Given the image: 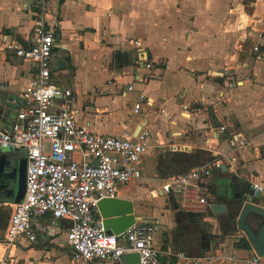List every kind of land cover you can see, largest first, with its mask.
<instances>
[{
	"label": "crops",
	"instance_id": "0c3cea01",
	"mask_svg": "<svg viewBox=\"0 0 264 264\" xmlns=\"http://www.w3.org/2000/svg\"><path fill=\"white\" fill-rule=\"evenodd\" d=\"M36 3L0 0V104L34 77L33 64L6 54L1 46L7 35L24 46L32 43ZM47 7L59 22L53 79L73 92L78 124L116 137L134 136L143 125L150 132L141 164L143 180L122 188L119 198L132 202L136 220L154 222L157 232L162 230V242L155 240L160 263L221 264L205 259L207 253H201L199 238L191 231L203 224L213 227L207 233L219 238L217 247L225 256L235 252L238 259L251 258L250 246H238L241 232L233 228L228 235L222 228L227 215L208 214L193 222L184 217L177 223L178 210L148 192L166 178L156 170L160 157L172 154L171 146H183L191 157L220 155L227 168L209 179L211 204L223 203L219 194L231 196L228 182L235 176L237 182L263 188L253 203L264 208V38H257V33L264 34V0H47ZM128 40L139 41L142 49L122 45ZM254 45L260 46L262 59L252 53ZM146 59L151 70L143 66ZM128 86L133 91L124 94ZM139 93L152 99L153 106L135 114ZM2 121L11 122L1 116ZM221 127L226 135L242 134L247 147L231 151L226 135L216 134ZM12 194L0 196V247L14 205L7 196ZM33 228L35 242L20 239L15 246H2L0 258L8 255L14 264H69L67 222L46 215L33 220ZM181 253L192 260L187 263L178 257Z\"/></svg>",
	"mask_w": 264,
	"mask_h": 264
},
{
	"label": "built area",
	"instance_id": "2783aa9c",
	"mask_svg": "<svg viewBox=\"0 0 264 264\" xmlns=\"http://www.w3.org/2000/svg\"><path fill=\"white\" fill-rule=\"evenodd\" d=\"M36 4L32 43L24 46L14 36L7 35L1 46L6 54L34 65V77L29 85L3 103L16 108L13 117L3 115L6 109L0 114V152L19 150L26 159L25 193L12 207L1 245L9 248L20 239L35 242L33 220L49 215L55 221L68 224L65 240L71 251L69 264L96 261L124 264L121 260L124 255H137V264H161L154 222L135 219L123 233L113 235L103 228L98 212L100 201L120 199L122 188L142 182L141 164L149 148L150 132L143 125L134 136L116 137L94 133L87 125L78 124L73 92L60 87L53 79L52 51L59 22L55 15L49 14L47 0H37ZM125 43L142 49L137 40H128L122 45ZM252 53L262 59L259 45L252 47ZM143 66L152 69L147 59ZM131 91L133 87L128 86L124 94ZM143 106L152 107L153 100L139 93L133 113H140ZM1 116L8 117L10 124L1 122ZM216 134L226 135V129L221 127ZM225 139L231 151L244 150L248 145L240 133L227 134ZM170 152L189 154L190 149L174 145ZM211 156L212 160L206 164L184 174L167 176L148 196H162L174 210L184 213H198L201 217L211 214L209 179L224 166L220 155ZM247 183L263 193L262 187L251 181ZM212 249L206 252L207 261L261 264L264 260L254 252L251 258L241 260L235 252L225 256L222 248ZM178 257L187 263L192 260L184 253ZM0 264H14L13 258L3 256Z\"/></svg>",
	"mask_w": 264,
	"mask_h": 264
},
{
	"label": "water",
	"instance_id": "95a60500",
	"mask_svg": "<svg viewBox=\"0 0 264 264\" xmlns=\"http://www.w3.org/2000/svg\"><path fill=\"white\" fill-rule=\"evenodd\" d=\"M4 103V102H3ZM0 104V114L6 109L5 115L13 117L15 109L9 106ZM6 127V125H2ZM12 154L9 149H2L0 152V196L13 193L9 197L14 204L19 203L25 193V171L26 159L24 153L18 156L16 167L13 169L8 162V157ZM221 171L226 173L227 168L223 166ZM14 179L17 183L16 190L11 187V181ZM228 189L230 192H237L233 196L227 193L219 194V198L224 202L220 204H212L210 211L213 216L221 214L229 215L237 213L234 228L242 232L247 243L250 245L252 251L260 258H264V208L255 205L254 200L261 198V194L251 187L247 182H237L235 176H231L228 182ZM227 202V204L225 203ZM98 212L102 219L103 228L108 234L119 235L130 227L134 221L133 204L131 201L123 199H105L99 202ZM186 217L190 222L194 219L202 218L200 214L187 212ZM261 220L257 229H253L248 221ZM230 233H228L229 235ZM219 238L209 235L204 232L200 235V250L201 253L209 252L211 248L217 247ZM124 264H137V255L122 256Z\"/></svg>",
	"mask_w": 264,
	"mask_h": 264
},
{
	"label": "trees",
	"instance_id": "16d2710c",
	"mask_svg": "<svg viewBox=\"0 0 264 264\" xmlns=\"http://www.w3.org/2000/svg\"><path fill=\"white\" fill-rule=\"evenodd\" d=\"M191 156L193 155L184 154V153L165 154L164 156L160 157L156 170L161 177H167L171 174L175 175L177 171H181V170L187 171L193 166H196L199 164H205V162L207 163L213 158L212 156H209V160L205 161L201 159L202 154L194 155V157H191ZM184 217H186V213L182 211H178L177 216H176L177 223L180 222L181 219H183ZM236 217H237V213H233V214L231 213L228 215L226 220L221 223L222 228L223 229L226 228L225 232L231 233V230L235 226ZM254 223L258 227L259 224L261 223V220L259 219L257 221H252V220L248 221V224L253 229H257L255 228ZM238 246L240 247L248 246L246 239L242 238Z\"/></svg>",
	"mask_w": 264,
	"mask_h": 264
},
{
	"label": "rangeland",
	"instance_id": "374dc122",
	"mask_svg": "<svg viewBox=\"0 0 264 264\" xmlns=\"http://www.w3.org/2000/svg\"><path fill=\"white\" fill-rule=\"evenodd\" d=\"M264 38V34L263 33H260L259 34V37H258V39H259V41L261 40V39H263ZM75 107H76V105H75ZM9 151L10 152H12V154L8 157V162H9V165L14 169L15 167H16V162H17V158H18V156H21V154H22V152L21 151H19V150H15V149H9ZM201 159H203V160H209V156H207L206 154L205 155H203V156H201ZM205 164H206V162H205ZM146 171H147V173H149L150 175L152 174V170H151V168H146ZM16 185H17V183H16V181L14 180V179H12V181H11V187H12V189L13 190H16ZM131 186V185H130ZM129 186V187H130ZM125 187H127V186H125ZM124 189V188H123ZM123 189H121V190H123ZM124 191V190H123ZM210 191V190H209ZM138 193V192H137ZM137 193H135V194H137ZM223 202H224V200H223ZM225 203L227 204V202L225 201ZM199 221H200V219H199ZM201 223V222H200ZM202 224V223H201ZM212 228L213 227H211L210 225H205V224H203V225H201L200 226V229L199 228H194V229H191V231H193L194 232V234H197V237L199 238L200 237V235L202 234V233H204V232H210V231H212ZM157 235H155V240H156V242L158 243V244H160L161 242H162V230L160 229V228H158V232L156 233ZM241 234H242V236H243V238L245 239V236H244V234L241 232ZM195 238V242H197L198 241V238ZM248 246H250L249 244H248ZM0 252H3L2 251V246L0 247Z\"/></svg>",
	"mask_w": 264,
	"mask_h": 264
},
{
	"label": "flooded vegetation",
	"instance_id": "af4514ba",
	"mask_svg": "<svg viewBox=\"0 0 264 264\" xmlns=\"http://www.w3.org/2000/svg\"><path fill=\"white\" fill-rule=\"evenodd\" d=\"M237 192H232L231 191V196H233L234 194H236ZM254 226H255V228H257V225L254 223ZM199 245H200V237H199Z\"/></svg>",
	"mask_w": 264,
	"mask_h": 264
}]
</instances>
